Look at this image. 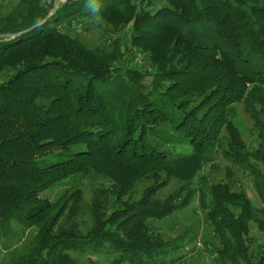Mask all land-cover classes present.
Masks as SVG:
<instances>
[{
	"label": "trees",
	"instance_id": "16d2710c",
	"mask_svg": "<svg viewBox=\"0 0 264 264\" xmlns=\"http://www.w3.org/2000/svg\"><path fill=\"white\" fill-rule=\"evenodd\" d=\"M56 1L19 0L0 18L3 264H177L187 233L169 242L153 225L196 199L214 264H264L252 237L264 233V0ZM76 23L105 25L110 43L89 48ZM216 154L231 168L210 184ZM13 225L34 234L12 244Z\"/></svg>",
	"mask_w": 264,
	"mask_h": 264
},
{
	"label": "rangeland",
	"instance_id": "374dc122",
	"mask_svg": "<svg viewBox=\"0 0 264 264\" xmlns=\"http://www.w3.org/2000/svg\"><path fill=\"white\" fill-rule=\"evenodd\" d=\"M18 1L19 0H1L0 18L8 14L13 9V7H15ZM48 1L50 2V0ZM65 1L66 0H57V6L63 4ZM127 32L128 30L126 29L123 34L127 35ZM70 34L74 38L79 39L81 42L85 43L89 48L93 49L104 47L106 43H110L108 42V40L111 39L110 29L105 27V25L99 23L85 25L76 23ZM131 59V56L128 57L126 55L123 61L124 63H126ZM145 65L146 68H149L148 61H146ZM5 80V77L0 78V84ZM237 113L236 124L243 131L244 135L248 137L250 131L253 128V122L249 117L245 106H237ZM228 168H231V165H229V163H227L220 154H216L215 156H213V163L205 167L204 173L209 177L208 179L210 184L225 181L227 182L226 175ZM232 171L235 176L233 183L237 188L240 187V189H244L250 200L256 207L260 209L261 203L258 200L252 178L245 175L243 171L239 170L238 168L232 167ZM179 188L180 184L176 181H172L164 190H162L158 197L164 200ZM139 191H141V189H139ZM62 192L63 188L54 191H48L47 193L43 194V197L50 199L51 201H56L60 197ZM153 226L157 228V230L164 236L166 241L169 242H173L174 240H176V238L181 237L183 234L187 233L186 241L179 244L184 247V249H182V252L185 251L186 247H189L186 250H188L190 254L177 264H214V258L211 257L208 253V246L210 247L212 243H214V238L213 235L211 236L210 234L211 230L209 229L205 214L200 209L198 199H196L187 210L180 212L179 214H175V216L162 222H155ZM21 229L23 228L15 225L12 226V232L9 235L10 243L15 244L17 243V241H19V239L21 241L22 239L33 236L34 234L33 229L25 228L26 230H24V233L21 231ZM252 237L255 241L253 249L264 248V233L260 232L255 226L252 228ZM182 252L177 253V256H180ZM7 254L8 251L4 250V245L0 240V264H3V259ZM173 255L174 254L172 253L171 256L173 257ZM72 256L78 259V261H80L82 264L88 263L89 256L80 257L76 254H72ZM103 260L107 264L106 258Z\"/></svg>",
	"mask_w": 264,
	"mask_h": 264
},
{
	"label": "built area",
	"instance_id": "2783aa9c",
	"mask_svg": "<svg viewBox=\"0 0 264 264\" xmlns=\"http://www.w3.org/2000/svg\"><path fill=\"white\" fill-rule=\"evenodd\" d=\"M133 56H134V63L136 65L141 66V67L145 65L143 54H141L140 52H135L133 53Z\"/></svg>",
	"mask_w": 264,
	"mask_h": 264
},
{
	"label": "water",
	"instance_id": "95a60500",
	"mask_svg": "<svg viewBox=\"0 0 264 264\" xmlns=\"http://www.w3.org/2000/svg\"><path fill=\"white\" fill-rule=\"evenodd\" d=\"M56 6H57V3H56ZM21 35H23V33H22V34H20V35H17L16 37H18V36H21ZM7 37H10V36H7Z\"/></svg>",
	"mask_w": 264,
	"mask_h": 264
}]
</instances>
